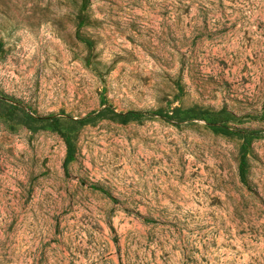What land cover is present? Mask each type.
<instances>
[{
  "label": "rangeland",
  "instance_id": "1",
  "mask_svg": "<svg viewBox=\"0 0 264 264\" xmlns=\"http://www.w3.org/2000/svg\"><path fill=\"white\" fill-rule=\"evenodd\" d=\"M0 264H264V0H0Z\"/></svg>",
  "mask_w": 264,
  "mask_h": 264
},
{
  "label": "trees",
  "instance_id": "2",
  "mask_svg": "<svg viewBox=\"0 0 264 264\" xmlns=\"http://www.w3.org/2000/svg\"><path fill=\"white\" fill-rule=\"evenodd\" d=\"M116 117L120 118L122 120V122H126L129 118L130 115H123V114H115ZM82 121H76V123H81ZM67 145H68V156L67 159L65 161V163H68V161H70V159L72 158V154H73V145L71 143H69V141H67Z\"/></svg>",
  "mask_w": 264,
  "mask_h": 264
}]
</instances>
